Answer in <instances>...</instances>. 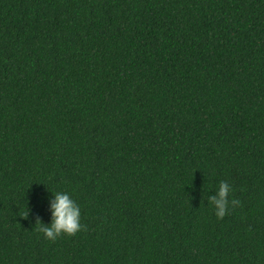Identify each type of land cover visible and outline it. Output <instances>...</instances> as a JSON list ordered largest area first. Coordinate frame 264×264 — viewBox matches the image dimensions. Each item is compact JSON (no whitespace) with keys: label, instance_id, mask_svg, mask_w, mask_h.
<instances>
[{"label":"trees","instance_id":"obj_1","mask_svg":"<svg viewBox=\"0 0 264 264\" xmlns=\"http://www.w3.org/2000/svg\"><path fill=\"white\" fill-rule=\"evenodd\" d=\"M0 264H264V0H0Z\"/></svg>","mask_w":264,"mask_h":264},{"label":"clouds","instance_id":"obj_2","mask_svg":"<svg viewBox=\"0 0 264 264\" xmlns=\"http://www.w3.org/2000/svg\"><path fill=\"white\" fill-rule=\"evenodd\" d=\"M215 195H208V204L213 208L217 219H222L230 210V206L239 203L235 198L230 199L231 185L224 180L219 181ZM51 202V222L47 225L40 223L39 231L46 239L55 240L61 234L74 235L82 230L80 223V207L66 192H53Z\"/></svg>","mask_w":264,"mask_h":264}]
</instances>
